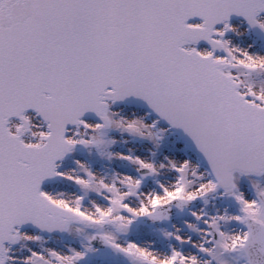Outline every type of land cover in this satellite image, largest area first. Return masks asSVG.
Here are the masks:
<instances>
[{
  "label": "snow or ice",
  "instance_id": "1",
  "mask_svg": "<svg viewBox=\"0 0 264 264\" xmlns=\"http://www.w3.org/2000/svg\"><path fill=\"white\" fill-rule=\"evenodd\" d=\"M0 264H264V0H0Z\"/></svg>",
  "mask_w": 264,
  "mask_h": 264
}]
</instances>
